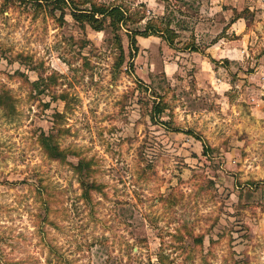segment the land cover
Segmentation results:
<instances>
[{"label": "rangeland", "instance_id": "1", "mask_svg": "<svg viewBox=\"0 0 264 264\" xmlns=\"http://www.w3.org/2000/svg\"><path fill=\"white\" fill-rule=\"evenodd\" d=\"M64 1L0 0V96L15 103L0 105V264H264V58L227 71L188 54L217 0H74L143 16L119 31L123 61L109 21L97 31ZM151 18L171 20L174 47L139 36L131 54L127 29ZM42 132L60 133L65 160ZM84 179L101 188L89 201Z\"/></svg>", "mask_w": 264, "mask_h": 264}, {"label": "trees", "instance_id": "2", "mask_svg": "<svg viewBox=\"0 0 264 264\" xmlns=\"http://www.w3.org/2000/svg\"><path fill=\"white\" fill-rule=\"evenodd\" d=\"M20 2V3H34V5L42 6V1H46L47 4H56L54 7H60L61 9L65 8L66 2L64 0H5V7L7 8L9 6L6 2ZM72 2L76 5L74 10L72 11V16L75 18V20L83 23H89L93 29L100 31L104 29L105 22L109 21L108 26L112 28L114 38L116 39L115 44H117V47L120 50V58L122 61L124 60L125 51L123 42L121 39V35L119 34V31L125 27V25H128V23H134L141 21L143 19V16L139 17V13L133 12L130 10L129 6H126L123 3H113V4H96L93 3L91 6V9H82L78 8L79 6L72 0ZM63 15L64 11L62 10ZM248 13V10H243L240 14H237L238 16L244 15L245 13ZM180 31V30H179ZM127 35L129 37L130 41V53L135 54L139 47H138V37H150V36H158L164 39L169 43L171 47H174L176 39L180 36L178 30L171 27V20L166 21L165 25L162 26L160 24L156 23V20L153 18L149 19L146 22V26L141 28H134V29H127ZM185 48L189 51H195L203 53L204 50L195 44V42H190L186 44ZM210 59L214 63H218L219 61L214 59L212 56H210ZM228 60H224V63H228ZM132 67V65H131ZM56 76L53 77V75L50 76H41L38 80L31 82V85L33 88H35L38 92V94L42 93H48L51 89H54V86L56 85ZM54 85V86H53ZM53 87V88H52ZM60 98L62 100L67 99L66 95L60 94V96H57L56 94H53L52 99ZM14 100L7 97L3 98V96H0V105H3L4 107H11L12 109L15 108ZM165 104V102H164ZM157 104L155 106L156 112L159 114L163 113L166 109V105ZM14 111V110H13ZM57 115L62 116V113L58 112ZM57 116V117H59ZM162 124L166 125L170 129H174L175 131H180L178 128H174L169 122H163ZM188 134H191L199 139H201L200 135L193 131L188 130ZM60 134V133H59ZM59 134L55 133H48L42 132L39 141L42 145L43 149L46 151V153L53 159L58 160H65L67 157V154L69 153V150L62 149L60 146V142H58V136ZM208 150V148H207ZM206 153V150H205ZM76 169L79 170L80 174L83 175V171H88L90 169V163L86 160H81L79 165L76 166ZM81 188H82V194L81 197L85 200H91L92 199V192L93 191H101L100 187H97L94 183L88 182L87 180H81Z\"/></svg>", "mask_w": 264, "mask_h": 264}, {"label": "crops", "instance_id": "3", "mask_svg": "<svg viewBox=\"0 0 264 264\" xmlns=\"http://www.w3.org/2000/svg\"><path fill=\"white\" fill-rule=\"evenodd\" d=\"M220 5L218 10L208 7L206 13L208 20L213 25V30L207 29L203 32L200 29V33H196V38H193L192 42L196 45L204 47V52L190 51L188 54L199 56V58H206L207 62H204L209 68L218 70L225 69L231 71V64L233 62H240L246 58H264V0H217ZM214 0L210 3L213 5ZM248 10L247 14H240L242 10ZM261 13V14H260ZM260 14V16H258ZM262 15V16H261ZM254 18V21L252 22ZM262 24V32L258 31V26ZM255 24V25H251ZM218 25H220L218 27ZM254 26V27H253ZM250 27H253L250 29ZM250 30L257 33L255 40L251 36ZM217 31V33H216ZM212 33H216L212 36ZM222 33V34H221ZM225 33V34H224ZM235 35V37H234ZM214 37L210 42L206 41V37ZM237 36V37H236ZM261 37V38H260ZM150 38V37H141ZM206 43V45H202ZM214 49V50H211ZM255 53H257L255 55ZM254 55V56H253ZM210 56L219 61L214 63ZM224 60H228V63H224Z\"/></svg>", "mask_w": 264, "mask_h": 264}]
</instances>
